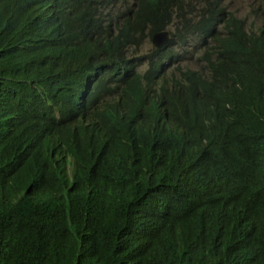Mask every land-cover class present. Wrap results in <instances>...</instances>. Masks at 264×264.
<instances>
[{
    "label": "trees",
    "instance_id": "obj_1",
    "mask_svg": "<svg viewBox=\"0 0 264 264\" xmlns=\"http://www.w3.org/2000/svg\"><path fill=\"white\" fill-rule=\"evenodd\" d=\"M204 1L211 73L149 90L90 0H0V264H264V89Z\"/></svg>",
    "mask_w": 264,
    "mask_h": 264
},
{
    "label": "clouds",
    "instance_id": "obj_2",
    "mask_svg": "<svg viewBox=\"0 0 264 264\" xmlns=\"http://www.w3.org/2000/svg\"><path fill=\"white\" fill-rule=\"evenodd\" d=\"M90 1L101 25L120 41L118 45L125 46L126 60L132 63L136 78L149 90H162L184 82L190 72L205 70L211 73L210 62L216 60L212 49L217 42L211 36L214 18L204 0H178L176 3L172 0ZM256 1L260 21L252 22L251 28L245 19L228 11L224 0L221 5L227 14L245 23L248 37L237 55L251 82L264 89V3ZM225 24V20L216 24L219 34L226 31L218 30ZM91 88L90 84L87 90ZM119 101L117 96H105L95 104L90 115L115 106ZM90 119L89 115L82 118L83 124Z\"/></svg>",
    "mask_w": 264,
    "mask_h": 264
},
{
    "label": "rangeland",
    "instance_id": "obj_3",
    "mask_svg": "<svg viewBox=\"0 0 264 264\" xmlns=\"http://www.w3.org/2000/svg\"><path fill=\"white\" fill-rule=\"evenodd\" d=\"M224 4L228 11L233 12L237 17L245 19L248 22L249 28H251L252 22L260 21V18L256 14L258 6L256 0H224Z\"/></svg>",
    "mask_w": 264,
    "mask_h": 264
},
{
    "label": "bare ground",
    "instance_id": "obj_4",
    "mask_svg": "<svg viewBox=\"0 0 264 264\" xmlns=\"http://www.w3.org/2000/svg\"><path fill=\"white\" fill-rule=\"evenodd\" d=\"M226 28H227L226 25H220V26L218 27V30H225Z\"/></svg>",
    "mask_w": 264,
    "mask_h": 264
}]
</instances>
